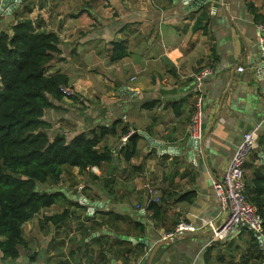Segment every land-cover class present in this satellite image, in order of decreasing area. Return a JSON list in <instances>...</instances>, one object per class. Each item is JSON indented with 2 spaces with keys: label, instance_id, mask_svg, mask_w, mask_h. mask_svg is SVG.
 Segmentation results:
<instances>
[{
  "label": "crops",
  "instance_id": "crops-1",
  "mask_svg": "<svg viewBox=\"0 0 264 264\" xmlns=\"http://www.w3.org/2000/svg\"><path fill=\"white\" fill-rule=\"evenodd\" d=\"M248 1H253L258 12L264 15L261 0H244V5L238 10L230 9L226 0H215V8L210 0H205L200 6L192 0H101L99 4V0H84L70 13L68 20L60 21L57 27L46 28L59 36L64 57L52 62L47 67L48 73H66L69 90L73 94V98L64 97L56 108L45 110V118L53 123V129H87L121 119V124H130V131L144 132L149 139L166 147L159 151L140 134L135 161L140 163L147 157L155 161L163 158L165 170H168L162 174L159 184L142 182L139 200L132 204L127 199L112 201L100 180H87L84 185L79 179L75 185L76 192L73 186H62L64 193L65 190L72 192L73 197H67L71 202L59 200L53 205L60 202L83 206L81 217H84V222L79 226L77 237L58 241L65 242L67 251L57 253L56 260L51 258L49 262L46 252L53 236L43 234L46 220L41 221L36 214L32 230L39 242L36 250L40 245L45 247V264L256 262L259 253L249 243L244 247L240 245L236 259H226L223 251L215 248L217 242L211 240L207 224L209 221L218 224L222 218L219 213L217 216L214 214L217 199L212 181L220 178L246 131L258 126V138L264 135V71L260 69L258 22L248 9ZM41 5V9L46 6ZM10 6L6 5L5 9ZM201 6H204L207 17L202 21L204 30L193 29ZM214 13L215 25L212 23ZM40 23L45 28L44 21ZM112 39H123L128 48V54L116 61L108 58L109 41ZM204 66L211 67L212 73L215 70V78L208 80L211 73L203 83L207 82L203 93L206 121L202 138L194 143L188 131L197 91L193 75ZM151 100H155L154 106L144 108L143 104ZM122 140L120 137L116 148L111 147L116 160L102 169L91 167L92 172L96 171L94 173L101 176L106 167H119L122 160L118 147ZM257 141L251 154L257 151L260 159L254 164L263 162L261 153L264 156ZM251 154L246 161L252 158ZM173 161H178L180 167L174 166ZM185 162H191L193 167H184ZM244 169L249 174L250 168L244 166ZM147 182L152 183L159 194L161 186L171 192L163 220L152 222L148 218L149 221L139 208L146 204ZM187 189H194L195 197L191 201H177V197ZM86 200L103 204L95 208ZM102 209H113L126 215L128 221L131 219L130 223L119 222L123 230L118 232L103 228V225L96 224L100 220L96 213ZM179 219L192 225L194 230L165 237L166 232L173 231ZM46 222L57 228L65 223ZM137 224L144 226L143 232L138 230ZM145 224L152 227L159 240L148 234ZM90 225L96 229L88 233ZM101 230L104 231L102 234ZM94 232L98 233L92 235ZM120 235L139 237L141 241L122 239ZM234 235H248L247 241L251 239L245 230L228 238ZM205 236H209L208 241L204 240ZM79 237H82L81 246H72ZM97 239L104 244L99 245ZM119 239L130 244L115 242ZM136 243L142 244L141 250L135 247ZM27 246L26 243V253ZM100 249H104L102 255L99 254ZM250 253L251 257L245 260Z\"/></svg>",
  "mask_w": 264,
  "mask_h": 264
},
{
  "label": "trees",
  "instance_id": "trees-1",
  "mask_svg": "<svg viewBox=\"0 0 264 264\" xmlns=\"http://www.w3.org/2000/svg\"><path fill=\"white\" fill-rule=\"evenodd\" d=\"M261 1L264 5V0ZM33 6L31 0L12 4L9 7L13 10L12 18L8 26L2 25L7 18L0 17V264H19L17 260L26 249L22 228L24 222L35 221L36 214L42 208L59 200L71 202L61 187H45L44 184L49 180L55 183L63 172L70 175L71 167L85 173L80 180L84 185L87 180H102L101 176L91 171V167L102 169L113 163L116 155L114 149L108 146L99 148L98 144L107 134H116L117 129L121 135L130 132V124H121V119L87 129H53V123L45 118V110L56 108L64 97L73 98V94L66 95L63 91V88L70 87L66 73H48L47 67L52 62L64 59L61 41L55 31L43 28L40 21L29 16ZM247 6L257 22H264V15L258 12V6L253 1H248ZM200 8L202 10L192 28L204 30L202 21L207 19L206 10L204 6ZM109 44V60L116 61L128 54L123 39H112ZM154 104L155 100L146 101L143 107L151 108ZM140 137V134H132L121 141L118 147L120 160L128 162L137 157ZM257 144L264 152L263 134L259 136ZM259 159L255 151L251 160L245 161L244 166L250 168L249 174L245 173V192L262 219L264 228V163L254 164ZM136 166L141 167L142 163ZM77 184L74 181L71 183L75 192ZM159 195V201L146 197L145 214L152 222L163 220L171 192L161 186ZM195 195L194 189H187L176 200L191 201ZM75 206L83 210V206L77 203ZM80 210L64 206L60 212L44 215V219L58 224L71 217H81L83 212ZM96 214L100 218L96 224L113 232L123 230L119 222L130 223L131 220L128 221L126 215L113 209H102ZM95 227L90 225L88 233L95 231ZM136 227L140 232L144 231L143 225L137 224ZM243 230L249 233L250 243L259 253L255 264H260L263 256L253 233L240 229L236 234ZM228 237L215 241L223 243ZM115 242L130 244L121 239ZM102 244L103 241L99 242V245ZM135 247L141 250L142 244L136 243ZM103 251L100 249L99 254L102 255Z\"/></svg>",
  "mask_w": 264,
  "mask_h": 264
},
{
  "label": "rangeland",
  "instance_id": "rangeland-1",
  "mask_svg": "<svg viewBox=\"0 0 264 264\" xmlns=\"http://www.w3.org/2000/svg\"><path fill=\"white\" fill-rule=\"evenodd\" d=\"M83 1L84 0H31V3H33L34 6L32 9V12L29 14V16L32 17L33 19H37L38 21L43 20L44 23L46 24L45 28L50 29V26H53V27L56 26L57 27L59 25L58 23L60 21L63 22V20H65V21L68 20V18L70 17V13L74 9L79 8L78 6L83 4ZM100 1L101 0H99L98 4L100 3ZM220 1H222V0H220ZM226 1L228 4V7L230 9H234V10H238V8L240 9L244 5V2H243L244 0H226ZM210 2L213 3V5H214L213 7L215 8V0H210ZM218 2H219V0H218ZM0 3H1V0H0ZM104 3L105 2H101V4H104ZM14 4H16V3H14ZM41 4L46 5V6H44V9H41L39 7V5H41ZM12 11H13L12 8L8 9V10H6L5 8L3 9V12L1 13L2 15L0 14L1 15L0 17L5 16L7 18V19L4 18L5 21H2L3 26H8V24L11 22ZM212 23H213V25H215V13L213 14V17H212ZM213 78H215V70H214V73H212L208 77V80L209 79L212 80ZM206 84H207V82L200 87V92H201L202 96H203L204 88H205ZM194 85H195V83H194ZM201 118H202V124H204V122L206 121L205 99L204 98L202 101V116H201ZM117 131L118 132L114 135L107 134L105 137H103L101 142L98 144L99 148H103L104 146H108L110 148L111 147L116 148V146L120 140V137H122L123 140L126 137V135H121L119 133V129H117ZM203 133H204V127L202 129V136H203ZM249 160H251V158ZM121 162L122 163L119 165V167L117 169L106 167L105 168L106 170H102L103 172L101 173V177L103 179L100 180V182L105 186V189L107 190V192H109V195L111 196V200L116 201V202L123 200V199H127L132 204L136 200L138 201L139 197H140L139 193H141V190H140L141 189V187H140L141 183L142 182L145 183L146 181H148V182L154 183L155 185L159 184L162 174L163 173L165 174L166 173L165 171L168 170V169L165 170V166L163 165V162H164L163 158L159 159L158 161H155L151 157H149V158L147 157L145 159H142V162H141L142 166L141 167L136 166L137 164H139V162L138 161L136 162L135 159L128 161V162L122 160ZM172 164L176 167H180V166H178V161H173ZM183 166L184 167L185 166L186 167H193V164L191 162H188V163L185 162V164ZM177 171H178L177 173H179V168H177ZM94 172L97 173L96 171H94ZM84 174L85 173H80L76 167H71L70 168V175H68L67 172H63L61 174V176L56 180L55 183H53L52 181L49 180L47 183L44 184V186L45 187L46 186L47 187H51V186H56V187H62V186L63 187H70L71 186L72 187V185H71L72 181L76 182L79 179H82ZM81 191H82V189H81ZM65 193H66L67 197H69V196L73 197V194L70 190H65ZM90 193H91V191H90ZM77 194H78V192H77ZM67 204L59 202V204L52 205L51 207L49 206L47 208H42L40 210V212H38L37 215L40 218V220L44 222L45 221L44 215H50L54 212L61 211L62 207H64V205L69 207V209H71V210H74V209L80 210L79 207H75V205H73L71 203H67ZM216 205H217L216 209L214 208V214L216 213L215 216H217L219 213L218 203ZM133 207H134V205H133ZM80 211H82V210H80ZM83 221H84V217H79V218L71 217L70 219H68L64 223V226L60 227V228H57L55 226H51V224L47 223L46 221L44 222V224H47V227L42 228L43 234L53 236V240L48 242V250L49 251L47 250V252H46V254H47V256H46L47 258L45 257L46 260H48L49 262H50L51 258H52V261H53V259L56 260L57 253H60L61 251L64 253L67 251V245L65 246V242L63 244V242L58 243V241L59 240L64 241V240H66L67 237L68 238L69 237H75V236L77 237L78 233H80L79 232L80 231L79 226L81 223H83ZM142 221H146V220L143 219ZM33 225H34V222H32V220H31V221L24 222L23 226H22L23 237H24V239L28 245L27 246V253L29 255L33 254V256H29L24 251L23 253H21L20 257L17 260V262L19 264H45V261H44L45 247L43 245H40L38 247V249L36 250L39 242L36 238L34 231L32 230ZM146 229L148 231V234H150L155 239L159 240L158 239L159 235L152 231L151 226H149L147 224ZM103 232L104 231L101 230L100 234H102ZM230 235H232V234H230ZM234 237H236V238H234ZM81 239H82V237H79L76 240H74L72 246L77 247V248L79 246H81V244H82ZM204 240L208 241L209 236H205ZM247 240H249L248 235H246L245 237H243V236L238 237V235H234V236L228 238L224 243H218L217 242L215 244V248L222 250L226 259H233L234 260L237 258L238 253L240 252L239 251L240 245H242V247H244L245 244L247 245L249 243V246L256 250L255 246H252L250 241H247ZM68 241H70V239ZM35 250H36V252H35ZM251 255L252 254L250 253L248 255V257L245 258V260L249 259L251 257ZM246 262H248V261H246ZM248 264H250V263H248ZM251 264H255V262L252 260Z\"/></svg>",
  "mask_w": 264,
  "mask_h": 264
},
{
  "label": "built area",
  "instance_id": "built-area-1",
  "mask_svg": "<svg viewBox=\"0 0 264 264\" xmlns=\"http://www.w3.org/2000/svg\"><path fill=\"white\" fill-rule=\"evenodd\" d=\"M260 46V69L264 71V22L257 23ZM241 69V67H239ZM212 73L209 66H204L194 73L197 91L193 102V108L189 119V137L194 143L202 138V101L203 96L200 87ZM66 95L71 94L69 88H63ZM258 127V126H257ZM257 127L246 131L241 141L232 153L229 162L220 178L212 181L219 214L222 216L218 224L209 221L207 224L211 230V240H221L230 234H236L240 229H246L253 233L257 247L263 256L260 264H264V228L262 219L258 215L255 206L249 202L245 192L244 164L251 153L258 138ZM146 197L153 201L159 200L157 188L150 183L145 184ZM145 212V206L139 207ZM194 230L193 226L179 219L173 231L166 232L165 237H172L178 233Z\"/></svg>",
  "mask_w": 264,
  "mask_h": 264
},
{
  "label": "water",
  "instance_id": "water-1",
  "mask_svg": "<svg viewBox=\"0 0 264 264\" xmlns=\"http://www.w3.org/2000/svg\"><path fill=\"white\" fill-rule=\"evenodd\" d=\"M20 1H22V0H1V3H0V14L3 12V9L6 8L5 7L6 5H12L14 3L17 4ZM184 1L187 2L189 0H184ZM192 2L196 6H200L202 3L205 2V0H192ZM132 134H142L143 136H145L148 139V142L149 143H152V144L156 145L158 147V150L159 151H162V150L166 149V147L164 145H161L160 143H156L155 141H152L151 139H149V137H147V135L144 132H140L138 130H132L130 133H128L126 135V137H125L124 140L128 139ZM260 156H261V159H262V161L264 163V156H263V154L261 153ZM86 203H88V205H92L95 208L96 207H101L102 204H103L101 201L100 202H90L89 200H86ZM88 208L90 209L91 207H88ZM97 233L98 232H94V233H92V235L93 234H97ZM119 237L122 238V239H126V240L133 241V242L141 241V239H139V237H134L133 238V237H130L128 235H120Z\"/></svg>",
  "mask_w": 264,
  "mask_h": 264
}]
</instances>
